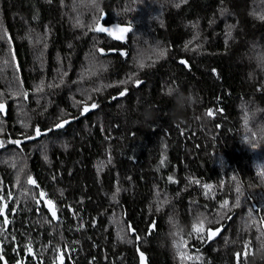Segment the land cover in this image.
<instances>
[{
    "label": "trees",
    "instance_id": "1",
    "mask_svg": "<svg viewBox=\"0 0 264 264\" xmlns=\"http://www.w3.org/2000/svg\"><path fill=\"white\" fill-rule=\"evenodd\" d=\"M261 15L264 0H0V256L264 264ZM169 89L195 97L178 117Z\"/></svg>",
    "mask_w": 264,
    "mask_h": 264
},
{
    "label": "snow or ice",
    "instance_id": "2",
    "mask_svg": "<svg viewBox=\"0 0 264 264\" xmlns=\"http://www.w3.org/2000/svg\"><path fill=\"white\" fill-rule=\"evenodd\" d=\"M93 4H95V0H93ZM259 19H261V20H264V15H261V16H259L258 17ZM94 30L96 31V32H106V33H108V35H110V36H115V38L116 39H122L123 38V34L125 33V32H127V31H129L130 29H128V28H117V29H113V28H107V27H103V26H100V25H97L95 28H94ZM119 32L120 33V35H116V32ZM185 47H187V45H185ZM101 52L103 51V50H100ZM166 54V51L164 50V49H160L159 50V56L160 57H163L164 55ZM181 63H185L184 61H181ZM145 65H144V63L141 61L140 63H139V67H141V68H143ZM121 83H127V81H123V82H121ZM141 82L139 81V80H137L136 81V84L137 85H139ZM37 91H42V88H40V87H38L37 88ZM97 91H98V89H97ZM169 92H174V89H169ZM26 95V94H25ZM120 95L121 96H124L125 95V92H121L120 93ZM97 107V105L95 104V103H93L92 105H91V108H96ZM4 110V104L2 103V102H0V112H2ZM90 109L86 106L85 108H84V113H87L88 111H89ZM83 114V113H82ZM207 115L208 116H213L214 115V113L212 112V110H209L208 111V113H207ZM66 123H68V121H63V123H61V124H57V125H55V127L56 128H61V127H63L64 126V124H66ZM25 128H27L28 127V125L27 124H24L23 125ZM49 131H51V129H49ZM42 134H45V133H42L41 132V130H40V128H36L35 129V137H39L40 135H42ZM35 137H32V136H28V137H26L27 139H33V138H35ZM10 143H13V144H16V145H19L20 143H21V141H17V140H12V141H9ZM4 147V141H0V148H3ZM161 163L163 164V161H161ZM169 180H172V177H169ZM19 182V181H18ZM27 183L29 184V185H35L36 184V181L35 180H33V178L31 177V176H29L28 177V179H27ZM204 187H205V189H211V185H204ZM237 191H239V188H237ZM207 194V193H206ZM40 196L41 197H46V193H44V192H41L40 193ZM9 197H11V194L9 193ZM37 203H39V201H37ZM46 203H47V206H48V208H49V210L51 211V215H52V218L53 219H57L58 217H57V212H56V209H55V206H54V204H53V201L51 200V199H47L46 200ZM238 203H239V201H237V206H238ZM228 206V201L227 200H225L224 202H223V204L221 205V207L222 208H226ZM5 207H7V205H6V203L4 204V206H2V207H0V214H2L3 212H4V208ZM197 220H198V223L197 224H194L193 225V232H195V233H197V234H200V233H203L204 231H205V224H206V222L207 223H211V221H207V218L205 217V218H203V219H201V218H197ZM4 223L5 224H7L8 223V221H7V219H5V221H4ZM261 223L262 224H264V220H262L261 221ZM220 232V229L218 228V229H216L215 231H212L211 229H209L208 231H207V238L208 239H212L214 236H216L218 233ZM183 243V242H182ZM246 247V249H247V245L245 246ZM29 252H31V246L29 245L28 246V249H27ZM182 255V258H187V259H192L191 257H187L186 256V254H184V253H182L181 254ZM247 256V251L245 252V257ZM237 258H238V264H239V254H237ZM4 258H3V256H0V260H3ZM143 260H144V257H143V254H141V262H142V264H143Z\"/></svg>",
    "mask_w": 264,
    "mask_h": 264
},
{
    "label": "clouds",
    "instance_id": "3",
    "mask_svg": "<svg viewBox=\"0 0 264 264\" xmlns=\"http://www.w3.org/2000/svg\"><path fill=\"white\" fill-rule=\"evenodd\" d=\"M167 95L173 100V108L171 114L174 117H178L181 113L192 107L195 102V97L189 93L174 89V92H168ZM145 121L153 119V115L150 110H147L144 114Z\"/></svg>",
    "mask_w": 264,
    "mask_h": 264
},
{
    "label": "flooded vegetation",
    "instance_id": "4",
    "mask_svg": "<svg viewBox=\"0 0 264 264\" xmlns=\"http://www.w3.org/2000/svg\"><path fill=\"white\" fill-rule=\"evenodd\" d=\"M13 212H14V210L12 211V213ZM4 221H5V219L2 220V222L4 224V228H6L7 227V224H5ZM1 250H2V245H1V242H0V251ZM31 254H32V251L29 252L28 254L27 253L24 254V258H4L3 257L4 259L3 260H0V264H29V261L30 260H29V258H27V256L28 255H31ZM31 259L34 262V264H41V262H39L37 258H31Z\"/></svg>",
    "mask_w": 264,
    "mask_h": 264
},
{
    "label": "bare ground",
    "instance_id": "5",
    "mask_svg": "<svg viewBox=\"0 0 264 264\" xmlns=\"http://www.w3.org/2000/svg\"><path fill=\"white\" fill-rule=\"evenodd\" d=\"M41 198H44V197H41ZM4 204H5V203H3L2 206H4ZM44 204H45V206L47 207V203H46V201L44 202ZM5 209H6V207L4 208V212H3L2 214H0V215H3L4 218H5V215H4V214H5ZM50 214H51V211H50Z\"/></svg>",
    "mask_w": 264,
    "mask_h": 264
},
{
    "label": "water",
    "instance_id": "6",
    "mask_svg": "<svg viewBox=\"0 0 264 264\" xmlns=\"http://www.w3.org/2000/svg\"><path fill=\"white\" fill-rule=\"evenodd\" d=\"M63 128V127H62Z\"/></svg>",
    "mask_w": 264,
    "mask_h": 264
}]
</instances>
